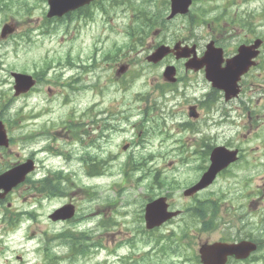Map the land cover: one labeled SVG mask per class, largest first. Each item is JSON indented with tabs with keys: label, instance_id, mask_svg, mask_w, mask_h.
<instances>
[{
	"label": "rangeland",
	"instance_id": "rangeland-1",
	"mask_svg": "<svg viewBox=\"0 0 264 264\" xmlns=\"http://www.w3.org/2000/svg\"><path fill=\"white\" fill-rule=\"evenodd\" d=\"M142 1L131 0V3L139 5L142 4ZM162 1L156 0V3L159 5L161 2L164 12L165 7ZM152 2L153 0H150L149 6L146 8L149 15L153 14L155 10ZM116 5L115 1L111 3V7ZM167 8L169 10V6ZM199 8L202 9L201 14L209 21L208 24L190 28L187 26L188 16L175 18L170 23H166L162 19L163 23L160 27L159 25L153 26V28H157L148 33L141 43L130 51L126 45L127 38L120 30L136 20L137 11L122 12L119 8L114 12L117 15L110 13V17H108L109 15H103L99 9L94 7L93 11L96 12L94 21L86 24L83 20L76 21L74 18L69 20H65L66 17L47 19L46 0H0V30L3 24L10 21L16 26V30L11 36L0 41V67L4 70L0 71V77L3 76L5 80L7 79L6 83L0 86V90H5L4 93L0 91V110L5 108V117L10 116L13 121L12 127L9 129V135H12L13 142L7 151L11 156L9 161L7 158L0 157L3 167L19 160L18 153L22 147L17 140V127H14L18 122L16 119L18 112L32 115L33 113L30 112L36 111L40 106H51V113L47 112L46 116L41 117L42 120L62 119L61 123L68 120L72 124L81 120L76 112L79 110V106L88 104L90 100L88 96L91 97V93L99 94L106 107L124 111V116H120V114L114 116L115 121H118L120 117V130L116 133H103L98 141L93 137L97 133V120L93 115H91L93 121L85 119V127L81 126L80 128L82 132L80 144L71 145L74 142L72 134H68L71 138V142L68 144V141L64 139L66 134L59 130L60 126L55 129L58 130V135L63 137L53 140V143L56 144L55 147H58V152L69 154L66 158L63 156L64 160L60 163H67L64 168L70 172L69 175L73 181L67 183L66 187L67 190L74 191L75 203L79 204L77 205L79 211L77 218L82 215L94 214L97 208L103 207L105 216L108 215L118 223L112 228H96L97 222L102 218V213H99L96 222H92L91 216L84 224L72 227L77 232H89V237L93 236L92 238L101 245L100 248L94 250L93 255L81 257L74 264H128V260H130L129 264H160L161 262L171 264V261L177 264L189 254L190 247L196 251L197 241L194 246H192L193 244L181 246L176 251H170L169 247L164 248L163 252L158 249V253L163 257L161 258L155 251L157 247H153L168 232H179L183 227H186L188 234H192L197 226V221L189 214L151 232L149 236L142 234L143 222L140 223L139 219L143 216L144 204L148 197L166 196L172 207H184L181 205L182 190L185 188L182 189V184L191 183V174L195 172L193 168L198 165L194 156H191L187 162L181 163L186 156L184 151L187 150L189 154H192L194 147L200 149L203 141L211 146L227 144L230 148L238 147L243 155L240 163L234 165L225 177L221 176L207 191L216 192L221 205V219L211 231L200 232L202 238L208 237L211 241H215L222 237L228 225L235 229L236 224L232 223L234 217L230 213L236 206L240 210L243 208L244 215L237 217L238 219L242 216L246 217L247 225L244 227L246 233L250 238L263 244L254 258L262 251L263 259L258 264H264V232L254 236L257 234L251 227V223H253L264 230V68L259 69L260 65L264 64V58L262 57L259 66L256 65V68L246 76L243 92L237 100L225 102L223 98L220 99V94H213L212 97L218 96L213 107L206 110L199 104L197 107L199 117L194 120L189 119L186 112L188 106L196 105L194 104L195 99L203 100L202 95L209 91L208 83L203 76L185 73L182 64H179V75L183 77L188 89L197 86L196 93L192 95L183 85H178L172 88L173 92L167 95L168 97L172 93L176 95L174 101L170 102L165 97H160L159 86L163 82V69L145 61V52L148 49L153 50L156 43L161 41L180 42L183 45L188 44L189 47L196 45L198 52L202 53L205 45L213 39L223 47L224 57H230L234 54L237 43L245 37L237 25H230L223 21L210 23L209 18L219 16L221 13L232 16L234 20L238 19V16L245 17L256 27L253 29V33L259 34L264 40V0H194L191 13ZM166 15H162V18L165 19ZM104 52H110L111 55L107 57L106 63L102 64L105 59L101 55ZM72 57L77 58V64L84 62L86 63L84 66H87L83 70L79 69L74 72L75 75L79 73L78 76L84 73L83 76L86 79L89 77L92 83L91 88L85 91L84 95H80L81 92H84L82 88L71 89L75 86L73 81L68 84L71 88L65 89L53 82L55 81L52 73L54 69L58 71L61 68L59 65L66 66L64 63L67 58L72 61ZM80 58L83 62L79 61ZM93 60L96 61L95 64H98L95 70L89 68ZM45 62L51 63L53 69L41 78L39 88L41 95L34 94L28 98H14L10 73H22L24 69L30 70L33 68V64H36V68L39 70ZM167 64L171 63L167 62ZM122 67H125L123 72ZM69 73L71 74L73 71L71 70ZM69 73H66L61 81L66 82L67 80L64 79L70 75ZM253 73H256L258 78ZM114 91L118 93L116 96L112 94ZM7 92L13 99L6 100L4 98ZM135 93H139V95ZM53 97L56 101L52 105ZM246 106L251 107L252 117L250 119L254 120V126L252 124L249 126L248 122V126L242 128L238 124L241 120L237 121V119L240 118L242 109ZM224 112L228 114V117L224 116ZM1 117L5 118L3 114ZM178 121H184L191 127L177 125ZM48 128L53 127L49 126ZM123 130L126 131L123 132ZM139 131L141 133L138 136ZM154 132L155 135H153ZM152 135L156 137H152ZM46 138L49 140L48 136ZM135 141L142 147H146L148 150L146 154L152 150L148 147L149 145L157 147L161 142L167 152L164 160L155 159L148 162L151 169L161 171L157 177L159 182L155 187L144 185L146 180H141V183L136 187H134L135 182L121 185L122 175L119 166L122 165L127 154L132 153L135 156L136 144L130 147L131 143ZM125 142H131L130 146L128 145L126 150H122ZM81 154L84 157L95 156L98 160H108V156L115 154L110 163L108 161V163H100L103 169H107L106 165H111L110 172L102 177H88L87 165L72 161L73 155ZM119 157L121 158L117 160ZM135 158L137 157L135 156ZM3 167L0 165V169ZM195 173L197 177L199 172ZM112 175L114 176L111 177ZM247 185L259 188L255 192L256 198H252L255 194L251 190L249 196H252L249 199L243 198V187ZM17 188L10 201L14 205H18L20 202L19 194L26 191L25 186H21L19 191ZM87 189L90 190L89 196H95L97 199L87 200L84 197ZM72 192L69 193L70 199H72ZM39 195L40 193H38ZM33 196L29 195L26 200L32 199ZM106 198L116 201V212L105 208L103 201ZM203 198L207 200L209 197ZM45 201L46 199L43 200L42 208L45 206ZM64 203H66L64 200L50 203L45 208L50 214L54 208ZM121 210L123 212H120ZM82 218L84 219L85 216ZM42 223L36 227L21 225L15 236L10 234V241L7 242L8 249L5 247V250L0 254V264H6L5 256L11 260L12 264H44L38 257L26 254L29 242L28 245L22 244L20 247L18 245L19 241L26 243L25 240L29 238L30 232H34V234L47 232V236H50L55 229L54 226L51 228L49 221L45 222V218ZM63 229L61 227L59 230ZM242 237L243 235L239 238ZM43 238L38 236L36 239ZM62 251V246H58L54 253L58 255ZM15 252H19V257ZM261 257L258 256V258Z\"/></svg>",
	"mask_w": 264,
	"mask_h": 264
},
{
	"label": "water",
	"instance_id": "water-1",
	"mask_svg": "<svg viewBox=\"0 0 264 264\" xmlns=\"http://www.w3.org/2000/svg\"><path fill=\"white\" fill-rule=\"evenodd\" d=\"M92 0H48L49 11L47 16H61L67 11L77 9L83 5L89 4ZM191 4V0H171V17L177 13L184 14L187 11V8ZM12 32V29L9 27H5L3 29V35L6 33ZM257 44L254 46L256 47ZM207 52L205 54L207 61L203 62L202 65H206L205 76L206 79L212 82L213 87H216L220 90H223L225 93V99H229L230 97L236 95L235 88L236 82L239 80L240 76L243 75L247 69L252 65L250 60L256 56L255 53L250 52V49H246L245 47H240L238 49V54L231 60L226 61V65L224 68H221L222 58H221V50L213 49L208 46ZM202 65L198 66V68L202 67ZM16 85L15 89L17 91L16 94L22 89L24 86H31V81L29 78H24L20 75H15ZM1 141V137H0ZM235 161V153L227 152L222 148H216L213 150L211 154V166L208 169V172L205 174V178L209 182L218 171L226 167L231 162ZM19 171V169H14L11 173L4 175L0 180V188L8 191L18 183H20L24 177V173ZM203 185H198L195 189L200 188ZM176 213H167L166 205L164 204V200L160 199L155 202L148 204L145 208V222L146 227L148 229L157 227L161 225L167 219L175 216ZM72 216V209L69 206H66L62 209L56 211L51 217L53 220L58 219H67ZM239 251L241 249L238 248ZM236 256L235 250L230 247H211L205 248L201 250V259L203 264H215L212 260L217 259H225L226 255Z\"/></svg>",
	"mask_w": 264,
	"mask_h": 264
},
{
	"label": "flooded vegetation",
	"instance_id": "flooded-vegetation-1",
	"mask_svg": "<svg viewBox=\"0 0 264 264\" xmlns=\"http://www.w3.org/2000/svg\"><path fill=\"white\" fill-rule=\"evenodd\" d=\"M78 90V89H77ZM29 94V93H28ZM27 94V95H28ZM26 95V96H27ZM60 136H62V135H60ZM38 138H40L39 139V141L41 142V141H45L46 140V137H41L40 135L37 137V140H38ZM1 150H3V149H1ZM39 153H40V155H44V154H46V153H49V151H46V150H40L39 151ZM25 160H32V162L34 163V170H33V172L32 173H30L27 177H26V179H25V181L21 184V186H25L26 187V191L25 192H23V193H21V194H19V196H20V201H21V203L20 204H23L24 202H22V201H24L25 200V197H26V195L27 194H29V191L31 190V186L34 188V184H33V182H32V179H33V176H34V174L36 173V171L38 170V168H39V166H38V163H36V151H32V152H30L29 154H27V155H25V156H23L22 157V160H21V162H23V161H25ZM21 186L17 189L18 191L20 190V188H21ZM246 188H249L248 186H246V187H243V189H244V192L242 193V196H243V198H248L249 199V189H246ZM14 193V191L12 192V193H9L8 195H6L5 197H4V199H3V201H7V208H9L10 207V205H12L11 203H10V201L9 200H11V196H12V194ZM32 194V193H31ZM30 194V195H31ZM74 194L72 193V196H73ZM73 197H72V199H70L69 198V201L68 202H71V201H73ZM64 200V199H63ZM67 203V202H66ZM65 204V203H64ZM74 204V203H73ZM3 205V203L0 201V206H2ZM215 205V204H214ZM74 206H75V208H76V211L78 210V207H77V205L76 204H74ZM244 207V206H243ZM26 209H34V211L33 212H30V213H28V214H26L25 213V210ZM19 210H21L22 212H20L21 213V217L23 218V220L26 222V221H32V217L33 216H35L34 214L35 213H37V214H43V212H42V209H41V206H38V204H33V205H30L28 208H25V207H23V208H21V209H19ZM1 211L4 213V218L3 219H0V226H3V230H4V228L9 224V222H11V220H12V215L13 214H10V216H8V214L0 207V214H1ZM243 208L241 209V214L243 215ZM8 216V217H7ZM34 219V218H33ZM73 221V220H72ZM71 221H67V222H63V223H70ZM57 224H54L53 226H56ZM2 230V227H0V232L2 231V234L0 233V238H3L4 239V231ZM257 235H254V236H258V235H260V234H262L261 232H255ZM247 241V242H254V241H256L255 239H252V238H250L249 237V235H248V233H246V231L244 232V234H243V237L242 238H239V237H235V236H232L231 238H227V239H223V238H221L220 237V239L219 240H216V241H218V242H226V243H232V242H240V241ZM4 240H2L1 239V241H0V243H2ZM209 241H211V240H206V241H204V242H207V243H212V242H215V241H211V242H209ZM0 249H2V247L0 246ZM1 253V252H0ZM51 260V261H50ZM55 260V261H54ZM51 262H53V263H51ZM249 263V260L248 259H246L245 261H242V262H240V261H238V260H233V259H230V260H228V263L227 264H248ZM44 264H56V257H51V258H46V261L44 262Z\"/></svg>",
	"mask_w": 264,
	"mask_h": 264
},
{
	"label": "trees",
	"instance_id": "trees-1",
	"mask_svg": "<svg viewBox=\"0 0 264 264\" xmlns=\"http://www.w3.org/2000/svg\"><path fill=\"white\" fill-rule=\"evenodd\" d=\"M78 12H79V13H78ZM78 12H77V13H73L72 16H75L76 14H78V15H81V16H83L84 18L88 19V18L91 17V14H92V11H89V8H87V7L84 8V9H82V10H80V11H78ZM203 17H204V15L201 14V10H200L199 13H198V17H197L198 20H196V19L194 18V20L192 19V21H191V19L189 18V22L191 21V24H192V25L198 23V21L202 23V22H204V20H202ZM222 19H225V17L223 16V13H221L217 18H215V19L213 20V22L218 23V21H220V20H222ZM74 240H75V238H74ZM74 243H75L74 241H69V244H70V245H71V244L74 245ZM160 250L163 252V251H164V248L161 247ZM159 255L161 256V254H159ZM161 257H162V256H161Z\"/></svg>",
	"mask_w": 264,
	"mask_h": 264
},
{
	"label": "bare ground",
	"instance_id": "bare-ground-1",
	"mask_svg": "<svg viewBox=\"0 0 264 264\" xmlns=\"http://www.w3.org/2000/svg\"><path fill=\"white\" fill-rule=\"evenodd\" d=\"M34 136H35V137H38L39 134H34ZM45 137H46V136H45ZM36 139H37V138H36ZM46 140H47V138H46ZM46 140H45V141H46ZM39 151H40V150H38V152H39ZM76 151H77V150H76ZM73 153H74V152H73ZM78 154H79V153H78ZM73 156H74V155H73ZM69 165H70V164H69ZM0 241H1V240H0ZM56 250H57V249H56ZM50 258H51V257H50ZM50 261H51V260H50ZM54 261H55V260H54ZM51 263H53V262H51Z\"/></svg>",
	"mask_w": 264,
	"mask_h": 264
}]
</instances>
